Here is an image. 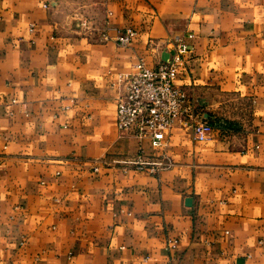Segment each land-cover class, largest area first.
I'll return each instance as SVG.
<instances>
[{
    "label": "crops",
    "instance_id": "0c3cea01",
    "mask_svg": "<svg viewBox=\"0 0 264 264\" xmlns=\"http://www.w3.org/2000/svg\"><path fill=\"white\" fill-rule=\"evenodd\" d=\"M176 36V82L214 129L177 122L155 148L118 131L116 79ZM139 148L172 165H101ZM259 239L264 0H0V264H264Z\"/></svg>",
    "mask_w": 264,
    "mask_h": 264
},
{
    "label": "built area",
    "instance_id": "2783aa9c",
    "mask_svg": "<svg viewBox=\"0 0 264 264\" xmlns=\"http://www.w3.org/2000/svg\"><path fill=\"white\" fill-rule=\"evenodd\" d=\"M81 24L85 29L89 27L87 21ZM135 35L136 30L127 27L118 31L114 40L124 46ZM168 48V57L161 59L154 67H147L138 61L131 71L119 73L116 79V85L121 89L116 105L118 131L132 133L139 139L147 138L155 148L165 147V132L177 122L189 126L193 138L197 140L210 138L214 129L209 119L196 111L188 91L176 82L186 67L190 46L176 36ZM100 162L103 166H116L124 171L135 169L153 175L172 165L171 159L164 152L150 155L143 153L141 148L135 154L110 160L101 159ZM99 167L95 165L92 171L97 172ZM258 243H264V239H259ZM167 244L173 249L176 240H169Z\"/></svg>",
    "mask_w": 264,
    "mask_h": 264
},
{
    "label": "water",
    "instance_id": "95a60500",
    "mask_svg": "<svg viewBox=\"0 0 264 264\" xmlns=\"http://www.w3.org/2000/svg\"><path fill=\"white\" fill-rule=\"evenodd\" d=\"M167 57H168V54H167ZM190 201V199H187V202Z\"/></svg>",
    "mask_w": 264,
    "mask_h": 264
}]
</instances>
